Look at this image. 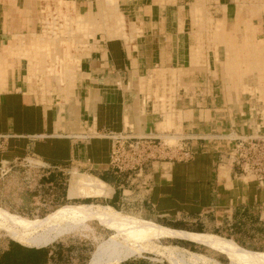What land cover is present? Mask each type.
I'll use <instances>...</instances> for the list:
<instances>
[{
	"label": "crops",
	"instance_id": "obj_1",
	"mask_svg": "<svg viewBox=\"0 0 264 264\" xmlns=\"http://www.w3.org/2000/svg\"><path fill=\"white\" fill-rule=\"evenodd\" d=\"M21 1L0 0V216L48 224L52 230L8 231L11 237L1 239L8 241L0 247V264H76L55 240L73 233L94 237L93 226L175 250L189 261L255 264L264 254V188L240 176L229 158L231 146L213 136L214 131L253 135L254 129L245 126L252 112L229 107L228 97L216 92L217 69L213 60L198 61L205 52L186 27L191 16L182 14L189 3L203 2L228 22L235 0H117L134 27L125 31L124 19L108 15L103 23L111 38L99 36L80 58L48 70L67 85L68 94L40 90L29 53L20 52L26 63L18 56L10 59L19 49L15 38L32 33L14 31L21 28L22 20L14 15L23 11ZM250 1L240 0V7L252 6ZM96 4L99 9L113 5ZM260 20L251 22L264 33V16ZM164 78L176 80L172 107L164 99L156 101L170 91V84L162 89ZM258 115L257 133L264 134L263 113ZM110 133L126 136L127 142L180 138L177 149L158 150L138 173L112 165L116 144ZM181 149L190 157L181 158ZM75 221L72 230H60ZM162 239L192 242L209 255L161 245ZM93 253L87 264L99 261ZM144 253L164 258L150 251L129 258ZM129 258L114 264H162Z\"/></svg>",
	"mask_w": 264,
	"mask_h": 264
},
{
	"label": "rangeland",
	"instance_id": "obj_2",
	"mask_svg": "<svg viewBox=\"0 0 264 264\" xmlns=\"http://www.w3.org/2000/svg\"><path fill=\"white\" fill-rule=\"evenodd\" d=\"M106 1L113 5L99 9L96 0H92L93 3L89 2L87 5L82 3V6L75 4L73 0L21 1L20 3L23 5L20 4L21 7L19 8L23 11L19 13L17 10V14H14L15 17L19 16L20 20H22L21 28L14 27V31L19 30L21 33V30H26L32 33H27L24 34L23 37L15 38L16 46H18L19 49L16 48V55H11L10 59L13 60V58L15 59L17 56L18 58H22L23 53H29L30 61H33L31 63L34 65L31 66L32 69L29 65L30 71L34 76L41 78V80L38 81L40 90L43 92L53 90L54 93L60 92L68 94V91H64L67 85L58 83L57 77L51 75V72L48 70L52 68L58 71L60 70L59 65L66 63L70 58H80V56L90 48V45L99 40V36L111 38L104 29L105 23H103V19L105 17L108 18V15L124 19V22L123 20L121 22L124 23L125 31L128 28L134 27V24H128L127 20H125L126 17L124 16L126 14L123 12V7L118 6L117 0L116 5H114L113 0ZM235 2L237 3V7L228 11L231 12L229 13L230 18L228 22H225V19L220 20V13H217L215 8L205 6L203 2L189 3L185 6V10L182 14L184 16L188 14L191 16L186 27L197 34L199 37L197 39L198 46L201 51L203 50L205 52L204 56H197L198 61L201 60V63H207V60H209L212 63L213 60L214 67L217 69V72L214 70V78L218 85L216 92H220L223 97H228L227 105L229 107H240V112L250 109V112H252L251 119L245 126L254 129V134H256L260 122L256 115L258 113L260 114L258 116H261V113H263L262 118L264 117V42L260 40H264V33H261L260 29L258 31L255 26L257 22L254 21L253 23L251 20L256 18L261 21V15L264 16V0H252V2H247L252 5L248 7H240V0H235ZM98 9L102 10L100 12L101 17H98V15L96 16V14H98ZM233 10L236 11V20L231 17L234 13ZM89 11L90 13H88ZM26 15H28V17H26ZM99 19L102 20V22H99ZM28 24H30L29 28H27ZM116 35L124 36V33L122 32ZM259 43H261V45ZM22 51L24 52L21 54L20 52ZM259 51L260 54H258ZM23 59L25 61V58H22V60ZM176 79L178 80V77ZM65 81L66 79L64 82ZM175 81L167 83L166 79H163L162 83L165 86L162 85V89L167 91V87L170 84V91L163 93L159 98L156 97L157 102H160V99H164V101L172 107L171 95H173V90H175L173 86L176 83ZM165 96H170V98H166ZM247 117L246 115L241 118L247 119ZM213 136H215V140L220 143H228V145L231 146L230 153L235 143V141L230 142V140L240 137L236 136L235 133L231 131H225L220 134L214 131ZM160 142L171 147L178 145L175 140L164 141V138L155 139V143ZM167 150L169 149L167 148ZM122 214L125 215L124 213ZM125 216L132 218L139 217L135 215ZM77 219L78 218H76V220ZM137 224H140V222ZM57 229L59 230V228ZM60 230L64 232L61 228ZM93 231L96 241L89 233H85L84 235L86 236L80 233H73L62 236L57 239V241L55 240V242L63 244L62 248H64V250H69V252L73 254L72 258H74L76 264H87L95 248L93 253L94 256L92 257L94 260L102 258L108 252L122 255H134L142 251L158 252L157 254L164 257L169 262L171 260L185 259V256L180 255L175 250L164 251V249L150 243L135 242V239L125 238L120 234H112L113 232L107 230L103 232L102 229L96 226H93ZM109 235L111 236L106 241H100L106 239L105 237ZM8 236L11 237L9 232L0 228V247L8 241L1 239L7 238ZM99 242L101 243L98 245ZM152 242L154 243L153 240ZM159 244L179 246L186 249L188 248L190 251L196 253L209 255L204 247L180 239H162L159 241ZM131 258H136L137 260L145 262L169 264L164 258L148 253H144L142 257L134 256ZM203 263L211 264L208 263V261Z\"/></svg>",
	"mask_w": 264,
	"mask_h": 264
},
{
	"label": "built area",
	"instance_id": "obj_3",
	"mask_svg": "<svg viewBox=\"0 0 264 264\" xmlns=\"http://www.w3.org/2000/svg\"><path fill=\"white\" fill-rule=\"evenodd\" d=\"M115 141L116 148L111 155V163L117 169L137 170L141 172L143 166L150 160H154L160 151H171L176 146H167L155 143L153 137H145L127 142V138L121 134L110 133L108 135ZM161 141V140H160ZM235 141L229 158L231 163L240 171V176L248 182H255L264 188V135H241L230 140ZM167 148L169 150H167ZM181 158H189L190 153L181 149Z\"/></svg>",
	"mask_w": 264,
	"mask_h": 264
},
{
	"label": "bare ground",
	"instance_id": "obj_4",
	"mask_svg": "<svg viewBox=\"0 0 264 264\" xmlns=\"http://www.w3.org/2000/svg\"><path fill=\"white\" fill-rule=\"evenodd\" d=\"M160 138L161 139L164 138V141L165 140H172V141L175 140V142H177V140L180 137H178V136H164V137H160ZM15 222L16 221H13L11 219H7V218L0 216V228L4 229L6 231H11V230H16V229L20 230L21 228H30V227L46 229L47 231L52 230V226L48 225V224H37V223H26V222H16L17 223L16 224ZM78 223H79L78 221H75L74 223H71V222L68 224L66 223L65 225H61L60 228L64 231L65 230L70 231ZM56 227H58V226H56ZM76 229H77V227H76ZM242 254H244V253H242ZM130 256L131 255H122L119 253L108 252L105 256L100 258L96 264H114L115 262H117L119 260H125V259L129 258ZM250 261H253V260H250ZM170 264H206V263L199 262V261H193V260L192 261H189V260H171ZM242 264H247V262H242ZM255 264H264V254H259L256 256Z\"/></svg>",
	"mask_w": 264,
	"mask_h": 264
}]
</instances>
